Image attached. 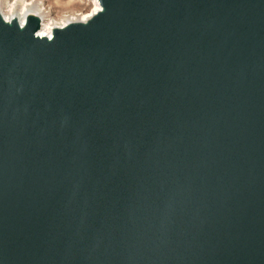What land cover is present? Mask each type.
Segmentation results:
<instances>
[{"label":"water","instance_id":"1","mask_svg":"<svg viewBox=\"0 0 264 264\" xmlns=\"http://www.w3.org/2000/svg\"><path fill=\"white\" fill-rule=\"evenodd\" d=\"M0 19V264H264V0H101Z\"/></svg>","mask_w":264,"mask_h":264},{"label":"bare ground","instance_id":"2","mask_svg":"<svg viewBox=\"0 0 264 264\" xmlns=\"http://www.w3.org/2000/svg\"><path fill=\"white\" fill-rule=\"evenodd\" d=\"M72 1L73 0H71V2ZM44 4L45 3L43 2V0H17L16 3H13L12 0H0V15H6L8 16L9 21L16 20L18 23L21 19L25 21L27 16L29 15L36 16L40 21L39 31L44 33L43 37L49 39V37H52V31L54 28H62L70 23L87 22L95 15L94 14L90 18H88L91 10L94 7H100L99 4L92 2L91 7L86 11H82L81 13H78L74 16L72 15V17L70 16V18L64 17L66 19L62 18L64 20L61 19L62 21L57 23L52 19V12L50 8L44 6ZM9 8H11L10 12L8 11ZM19 8L21 10H18Z\"/></svg>","mask_w":264,"mask_h":264},{"label":"rangeland","instance_id":"3","mask_svg":"<svg viewBox=\"0 0 264 264\" xmlns=\"http://www.w3.org/2000/svg\"><path fill=\"white\" fill-rule=\"evenodd\" d=\"M78 1L79 0H73L72 2L71 0H43V2L45 3L44 6L50 8L52 12V19L57 23L66 18H70V16L72 17V15L74 16L78 13H81L82 11H86L91 7L92 0ZM20 8L18 10L22 9Z\"/></svg>","mask_w":264,"mask_h":264},{"label":"snow or ice","instance_id":"4","mask_svg":"<svg viewBox=\"0 0 264 264\" xmlns=\"http://www.w3.org/2000/svg\"><path fill=\"white\" fill-rule=\"evenodd\" d=\"M12 2H13V3H16L17 0H12ZM92 2H93V3H96V4H99V3L101 2V0H92ZM8 11L10 12V11H11V8H9ZM104 11H105V7H104V6H101V7H99V8L94 7V8L91 10V12L89 13V17H88V18H90V17H91L92 15H94V14H97V13H103ZM0 19L3 20V23H4V24H9V23H10L9 18H8V16H6V15H0ZM86 19H87V18H86ZM18 26H19V28L23 29V28L25 27V21H24L23 19H21V20L19 21V23H18ZM35 36H36V37H40V38H42V37L44 36V33H43V32H40V31H37V32L35 33ZM51 38H52V37H49V39H51Z\"/></svg>","mask_w":264,"mask_h":264}]
</instances>
